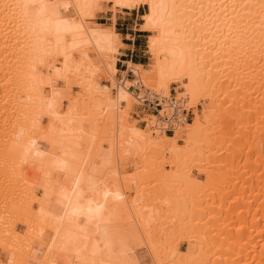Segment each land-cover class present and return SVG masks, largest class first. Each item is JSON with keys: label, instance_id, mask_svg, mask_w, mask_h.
I'll use <instances>...</instances> for the list:
<instances>
[{"label": "bare ground", "instance_id": "6f19581e", "mask_svg": "<svg viewBox=\"0 0 264 264\" xmlns=\"http://www.w3.org/2000/svg\"><path fill=\"white\" fill-rule=\"evenodd\" d=\"M139 6L150 63L116 79L113 14ZM135 83L164 98L144 127ZM141 250L264 264V0H0L2 264H142Z\"/></svg>", "mask_w": 264, "mask_h": 264}, {"label": "rangeland", "instance_id": "374dc122", "mask_svg": "<svg viewBox=\"0 0 264 264\" xmlns=\"http://www.w3.org/2000/svg\"><path fill=\"white\" fill-rule=\"evenodd\" d=\"M103 8H102V10H100V11H98L96 13V16L94 18V21H97V22H110V17L112 15V12L110 11V7L109 6H103ZM144 11H145V7L144 6L143 7L142 6H139L138 8L131 9V10H127V9L118 10V11H115V13L113 14V18H114V20H116L117 23H119V22H127V23H130V24L133 25V23H140L141 22L140 14L143 13ZM116 31H120L119 25L116 26ZM139 32H136L135 31V33H139ZM139 34L147 35L146 32L139 33ZM139 38L140 39H139L138 42H137V40H134L133 41L134 44H135V46H136L135 49H134V52L136 53V55L140 59H142L144 61V64L145 63L148 64V63H150V59H148L149 58V55L146 52V46H145V44H146V42H145L146 37L144 36V37H139ZM120 76H122V73L116 74L115 78L117 79ZM127 78H132V77L130 76V74H127ZM175 87H176L175 84L170 86V90L173 89V91H174L173 93L170 92V96H171L172 99H175V89H176ZM73 91H76V88H73ZM134 104L135 105H133L134 107H133V109H132V111L130 113V119L131 120L133 119V121L135 120L136 121V124L139 127H144L145 124H146V122L144 121V119L148 118L149 115H152V113L149 112V111H147V110H145L141 106L137 105V103L135 101H134ZM212 106H213V104L209 103L208 101H203L198 106V108L199 109H201V108L207 109V108L212 107ZM187 111L190 113V118L187 121L190 122V121H192L193 113H192V110L191 109H189ZM182 117H183V115H182ZM170 130H171V127H170ZM163 134L165 136H169V137H173L174 136L173 130H171V132H165V130H164ZM177 143L180 144V145L183 144L180 140H178ZM157 147H159V146H157ZM160 149L161 148L152 150V154H154L155 157L157 158V159L155 158L154 161L157 162V163L156 164L154 163L153 166L151 167L152 169L149 170L150 171L149 172V175H148L149 176L148 177L149 179H147V182H148L147 184L149 186L152 185V184L154 185L156 183V181H155V175L156 174L155 173H157V170L159 169V165H160L158 163H160V161L163 160L164 154L161 153V152H159ZM132 162H134V161H132ZM156 166H158V167H156ZM164 167L166 169H171V166L167 165V163L164 165ZM127 170H129V169H127ZM190 177L193 180L199 181L200 183L201 182L203 183L204 181H209L207 179V174L205 172L197 171L195 168H193V170H192V172L190 174ZM13 188H16V187H12V189ZM8 220L11 221L10 218ZM12 220H13V218H12ZM192 247H193V244L187 242L186 240H182L180 242V249L181 250L192 251ZM140 258L143 261L142 264H152L151 259H150L149 255H148V253L146 251H144V250H141L140 251ZM2 263H3V260H0V264H2Z\"/></svg>", "mask_w": 264, "mask_h": 264}, {"label": "crops", "instance_id": "0c3cea01", "mask_svg": "<svg viewBox=\"0 0 264 264\" xmlns=\"http://www.w3.org/2000/svg\"><path fill=\"white\" fill-rule=\"evenodd\" d=\"M101 23H108V22H101ZM140 23H127V22H119L117 23L116 20L113 21V29L116 31V26L119 25L120 31H116L119 36V41L121 46L118 48V53L116 55V60L114 62V67L116 69V74L123 73L127 69L128 62L132 64H140L143 65L144 61L140 59L136 53L134 52L135 44L134 40L139 41V37H146V35L135 33L141 32L138 28ZM146 65V63L144 64ZM115 74V76H116Z\"/></svg>", "mask_w": 264, "mask_h": 264}, {"label": "built area", "instance_id": "2783aa9c", "mask_svg": "<svg viewBox=\"0 0 264 264\" xmlns=\"http://www.w3.org/2000/svg\"><path fill=\"white\" fill-rule=\"evenodd\" d=\"M128 73H126L127 76ZM132 96L134 97L137 105L141 106L145 110L152 113V115H157L158 109L161 108V104L164 102V98L159 97L158 95L150 92L148 89L143 87L139 83H135L134 85L129 86ZM170 92H174L173 89ZM174 109L172 110L173 116L177 113L183 115L185 120H189L190 113L181 106V104L174 105ZM167 127H165V132H171L170 127L171 123L166 122Z\"/></svg>", "mask_w": 264, "mask_h": 264}, {"label": "trees", "instance_id": "16d2710c", "mask_svg": "<svg viewBox=\"0 0 264 264\" xmlns=\"http://www.w3.org/2000/svg\"><path fill=\"white\" fill-rule=\"evenodd\" d=\"M139 33H144V32H139Z\"/></svg>", "mask_w": 264, "mask_h": 264}]
</instances>
